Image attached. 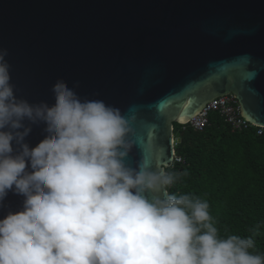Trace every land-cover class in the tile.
Listing matches in <instances>:
<instances>
[{
	"label": "water",
	"instance_id": "95a60500",
	"mask_svg": "<svg viewBox=\"0 0 264 264\" xmlns=\"http://www.w3.org/2000/svg\"><path fill=\"white\" fill-rule=\"evenodd\" d=\"M3 49L19 98L51 105L63 79L81 99L119 108L132 167L165 171L174 122L227 93L245 119L264 126V0H0ZM31 129L25 142L35 147L46 124ZM24 199L9 191L0 218Z\"/></svg>",
	"mask_w": 264,
	"mask_h": 264
},
{
	"label": "clouds",
	"instance_id": "9594fccd",
	"mask_svg": "<svg viewBox=\"0 0 264 264\" xmlns=\"http://www.w3.org/2000/svg\"><path fill=\"white\" fill-rule=\"evenodd\" d=\"M7 55L0 50V206L9 191L25 199L0 218V264H264L253 237L220 235L207 200L157 195L186 173L127 163L119 108L81 99L63 79L51 105L19 98ZM39 122L48 135L30 147Z\"/></svg>",
	"mask_w": 264,
	"mask_h": 264
},
{
	"label": "trees",
	"instance_id": "16d2710c",
	"mask_svg": "<svg viewBox=\"0 0 264 264\" xmlns=\"http://www.w3.org/2000/svg\"><path fill=\"white\" fill-rule=\"evenodd\" d=\"M175 146L184 162L166 172L186 173L169 194H190L209 202L220 235L253 237L255 252L264 255V131L251 126L231 131L218 111L196 130L174 122Z\"/></svg>",
	"mask_w": 264,
	"mask_h": 264
},
{
	"label": "built area",
	"instance_id": "2783aa9c",
	"mask_svg": "<svg viewBox=\"0 0 264 264\" xmlns=\"http://www.w3.org/2000/svg\"><path fill=\"white\" fill-rule=\"evenodd\" d=\"M212 111L219 112L231 131H241L251 126L257 128L258 134H262L264 131L263 125L254 124L241 115L238 99L233 93H227L210 101L196 116L182 124H189L196 130H203L209 124V116ZM177 138L179 137L174 135L173 142L175 146L180 142L177 141ZM176 162H184V159L175 151L174 161L171 166Z\"/></svg>",
	"mask_w": 264,
	"mask_h": 264
}]
</instances>
